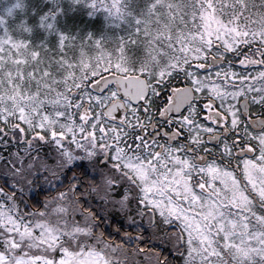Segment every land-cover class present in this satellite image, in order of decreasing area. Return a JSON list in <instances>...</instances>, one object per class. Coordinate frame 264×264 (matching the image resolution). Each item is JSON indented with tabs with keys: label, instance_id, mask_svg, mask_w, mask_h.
Listing matches in <instances>:
<instances>
[{
	"label": "snow or ice",
	"instance_id": "snow-or-ice-1",
	"mask_svg": "<svg viewBox=\"0 0 264 264\" xmlns=\"http://www.w3.org/2000/svg\"><path fill=\"white\" fill-rule=\"evenodd\" d=\"M0 264H264V0H0Z\"/></svg>",
	"mask_w": 264,
	"mask_h": 264
}]
</instances>
